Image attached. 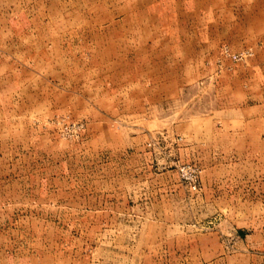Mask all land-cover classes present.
<instances>
[{
	"label": "rangeland",
	"instance_id": "obj_1",
	"mask_svg": "<svg viewBox=\"0 0 264 264\" xmlns=\"http://www.w3.org/2000/svg\"><path fill=\"white\" fill-rule=\"evenodd\" d=\"M0 264H264V0H0Z\"/></svg>",
	"mask_w": 264,
	"mask_h": 264
}]
</instances>
